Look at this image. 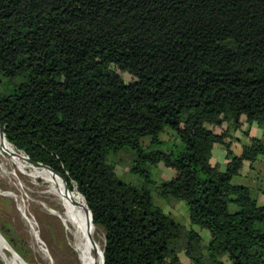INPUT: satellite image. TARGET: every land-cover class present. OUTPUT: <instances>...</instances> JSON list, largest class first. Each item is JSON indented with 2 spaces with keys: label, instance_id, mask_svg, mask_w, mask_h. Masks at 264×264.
Segmentation results:
<instances>
[{
  "label": "trees",
  "instance_id": "16d2710c",
  "mask_svg": "<svg viewBox=\"0 0 264 264\" xmlns=\"http://www.w3.org/2000/svg\"><path fill=\"white\" fill-rule=\"evenodd\" d=\"M241 118L263 133L236 156L208 126ZM0 127L87 207L102 264H182L193 250V264H264V204L231 183L242 158L264 156V0H0ZM167 130L177 143L163 150ZM123 150L141 185L120 178ZM159 165L175 175L156 184ZM151 190L185 203L188 229ZM0 235L28 261L1 219Z\"/></svg>",
  "mask_w": 264,
  "mask_h": 264
},
{
  "label": "rangeland",
  "instance_id": "374dc122",
  "mask_svg": "<svg viewBox=\"0 0 264 264\" xmlns=\"http://www.w3.org/2000/svg\"><path fill=\"white\" fill-rule=\"evenodd\" d=\"M122 77L125 82L132 80V77L126 73L122 74ZM208 127L222 134L224 145H226V141H233V143H235V140H233L235 130L229 127V125ZM169 132L170 131L167 130L166 134L164 132L162 135V139L167 142L163 150H166L169 145L177 143L176 136L171 133V137L168 134ZM262 133H259V138H261ZM223 148L225 149V146ZM237 149L239 151L240 147H236V150ZM257 160L253 165L251 164L252 167L250 166L248 169L244 170L246 173L243 176L238 174V176L233 177L231 183L249 187L252 191V197L257 200L259 205H263L264 156H259ZM112 162H115L116 170L124 182L141 185L140 181L138 180L139 182H136L128 171L130 164V154L128 151H121L119 153V159L112 160ZM150 175L152 180L158 184L170 179L175 173L159 165L151 168ZM41 190L42 186L40 180L36 182L26 174L18 173L14 168H12L11 172L7 175L0 174V191L6 194L7 192L10 193V195H0V219L5 221L15 235L26 244L30 252L28 261H25L27 264H75V255L66 244L61 223L56 217L45 212L46 210L41 206V202L44 200L47 201V199L40 194ZM151 191L153 203L158 206L162 212L169 215L175 222L183 226L184 229H188L190 224L185 203L183 201H162L158 199L153 190ZM193 228L200 232L202 241L206 243L209 236L208 232L206 230H201L197 226H193ZM100 234L102 244H105L102 230ZM5 245L8 247L6 243ZM8 249L10 250V247H8ZM0 254V262H2V264H7L6 260H10L9 252L1 250ZM199 255L200 254L196 250L189 251L188 255L182 253L180 254V261L182 264H193L188 256L196 259ZM223 262H225V264H231L229 261Z\"/></svg>",
  "mask_w": 264,
  "mask_h": 264
},
{
  "label": "bare ground",
  "instance_id": "6f19581e",
  "mask_svg": "<svg viewBox=\"0 0 264 264\" xmlns=\"http://www.w3.org/2000/svg\"><path fill=\"white\" fill-rule=\"evenodd\" d=\"M0 160L1 175H7L14 168L36 182L41 181L40 194L47 199L41 202V206L61 223L66 244L75 255V264H102L104 243L102 244L101 229L90 222L87 207L67 190L58 174L45 165L29 160L24 153L16 152L5 139L1 127ZM6 195L10 193L7 192ZM3 239L0 235V251L6 250L10 254L7 264H24L18 256L12 254Z\"/></svg>",
  "mask_w": 264,
  "mask_h": 264
},
{
  "label": "crops",
  "instance_id": "0c3cea01",
  "mask_svg": "<svg viewBox=\"0 0 264 264\" xmlns=\"http://www.w3.org/2000/svg\"><path fill=\"white\" fill-rule=\"evenodd\" d=\"M240 122H241L240 123L241 128L235 130V133L233 134V140H235V143H233V141H229V142L226 141L225 142L226 144H229L230 149L232 150V152L236 156H241V146L243 144H246V143L248 144L250 141L249 140L250 137L251 138H259V136H260L259 133L260 132L262 133V129H263L262 125H259L256 123H253L250 126H247V124L244 122V118H241ZM223 125H226V124L223 123L221 126H223ZM221 126H219V127H221ZM248 128H249V137L247 138V137L243 136L242 131L247 130ZM213 132H215V131H213ZM215 133H217V132H215ZM222 140L224 142L223 137H222ZM234 146H235V149H234ZM223 147H224V145H220V144H216L213 146L211 163L214 166L220 167V166H224L227 163V160L225 158L226 151ZM236 147H238V148L240 147L239 151H238V149L236 150ZM251 164L252 163L250 162L249 159L242 158V167L239 171V175L243 176L246 173V171H244V170L248 169L251 166Z\"/></svg>",
  "mask_w": 264,
  "mask_h": 264
},
{
  "label": "water",
  "instance_id": "95a60500",
  "mask_svg": "<svg viewBox=\"0 0 264 264\" xmlns=\"http://www.w3.org/2000/svg\"><path fill=\"white\" fill-rule=\"evenodd\" d=\"M0 195H6V193L5 192H0ZM4 240V239H3ZM5 241V240H4ZM5 243H7L6 241H5ZM8 245V244H7ZM9 246V245H8ZM10 247V246H9ZM10 251L12 252V254H14V255H16V256H18L20 259H21V261L24 263V264H27L11 247H10Z\"/></svg>",
  "mask_w": 264,
  "mask_h": 264
}]
</instances>
